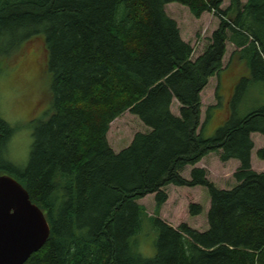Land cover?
Instances as JSON below:
<instances>
[{"label": "trees", "instance_id": "trees-1", "mask_svg": "<svg viewBox=\"0 0 264 264\" xmlns=\"http://www.w3.org/2000/svg\"><path fill=\"white\" fill-rule=\"evenodd\" d=\"M171 3L197 19L204 13L219 19L198 57L165 12ZM222 3L0 0V59L40 38L50 81L51 111L34 124L24 167L3 158L15 130L0 120V176L20 182L50 227L24 264H264V172L251 168V135L264 137V105L243 117L233 110L213 137L201 129V93L221 73L228 43L241 49L229 64L243 59L249 69L233 100L251 83H264V0H229L225 10ZM126 111L147 131L116 153L106 135ZM211 153L238 163L231 188H217L194 168ZM259 154L264 159V150ZM169 185L206 190L207 229L172 228L153 217L155 255L142 259L134 243L146 216L139 200L155 195L157 214Z\"/></svg>", "mask_w": 264, "mask_h": 264}, {"label": "rangeland", "instance_id": "rangeland-1", "mask_svg": "<svg viewBox=\"0 0 264 264\" xmlns=\"http://www.w3.org/2000/svg\"><path fill=\"white\" fill-rule=\"evenodd\" d=\"M243 4L247 0H240ZM229 0H223L221 8L227 9ZM165 12L171 17L183 33V40L189 43L195 50L192 58L198 57L207 44L205 41L211 37L212 22L219 19L212 13H204L199 21L190 11L177 3L166 5ZM202 31H205L202 33ZM212 32V33H211ZM230 47L226 48L223 66L227 64L230 56ZM6 57L0 60L4 64L0 71V120L5 122L15 132L6 140L1 148L2 156L15 166L24 167L27 162L30 147L32 144V130L34 124L47 119L50 111L49 76L46 71L45 53L40 38L28 41L26 44L20 43ZM232 68V67H231ZM229 71L221 80L218 87L217 109H207L215 104L212 93L215 81L211 78L206 88L201 93L202 111V136L204 138L213 137L216 131L223 125L220 124L222 116L227 107L229 111L235 110L238 116L243 117L249 109H255L264 105V83H251L243 95L233 100L234 94L230 96V76ZM179 104L173 100L171 111L178 115ZM208 117H207V116ZM227 120V119H226ZM205 122V123H204ZM225 123V122H224ZM147 128L129 111L118 116L109 125L107 132V142L114 152H120L128 147L133 137L137 133H144ZM251 139L254 147L251 152V168L256 172H264V159L260 158L259 151L264 150V137L259 134H252ZM204 169L207 179L217 188L229 189L235 182L233 174L238 168V163L234 160L222 162L218 153H211L204 157L194 168ZM192 167H188L182 176L188 179ZM13 176V175H11ZM14 177V176H13ZM167 199L156 214L155 195H148L139 200V204L144 208L146 216L141 220L140 232L135 238V250L142 259H151L155 255V243L157 231L152 224L151 218L161 219L172 228H177L181 224H186L193 230L204 232L207 229V212L210 201L205 189L201 187L186 188L169 185L164 189ZM198 205L202 212L199 215L192 214L191 206Z\"/></svg>", "mask_w": 264, "mask_h": 264}, {"label": "water", "instance_id": "water-1", "mask_svg": "<svg viewBox=\"0 0 264 264\" xmlns=\"http://www.w3.org/2000/svg\"><path fill=\"white\" fill-rule=\"evenodd\" d=\"M49 236L48 222L26 189L15 178L1 175L0 264H24Z\"/></svg>", "mask_w": 264, "mask_h": 264}, {"label": "crops", "instance_id": "crops-1", "mask_svg": "<svg viewBox=\"0 0 264 264\" xmlns=\"http://www.w3.org/2000/svg\"><path fill=\"white\" fill-rule=\"evenodd\" d=\"M197 21H199V19H195ZM213 25V29H212V32L213 31H216L217 28H218V25H219V21H215V22H212ZM205 32V31H202V33ZM211 32V33H212ZM181 37L183 39V33L181 31ZM210 38V37H209ZM209 38L207 39V41H205V43L207 42V44L209 43ZM184 40V39H183ZM185 41V40H184ZM207 44H205L203 50L205 49V47L207 46ZM229 47H230V55H232L234 52H239L241 49L239 48H236L234 46V44L232 43H228ZM228 47V46H227ZM202 50V52H203ZM202 54V53H201ZM231 56H229V59H230ZM229 59H228V62L226 65L223 66L222 68V71L221 73L216 77L214 78V81H215V87H214V90H213V93H212V96H213V99L215 101V104L214 105H211L212 109L213 108H216L217 109V100L220 98H218V87L221 86L222 82L221 80L223 79L224 76H226V74L231 71L232 73L228 74V75H232L230 76V85L228 87H230V96L228 98H226V104L228 106V100L230 99V97H232V95L234 94V88L235 86L237 85V83L243 78V77H248L249 76V69L248 67L246 66V62L243 60V59H239V60H235L232 64H229ZM232 67V68H231ZM221 78V79H220ZM211 81V79H210ZM212 81H213V78H212ZM220 100V99H219ZM211 109V110H212ZM228 110H226L225 114L222 116L221 120H220V124H224V122L226 121V119L228 118L229 114H230V111H229V107H227ZM256 109V108H255ZM210 110V111H211ZM254 109H249L248 113L253 111ZM247 113V114H248Z\"/></svg>", "mask_w": 264, "mask_h": 264}, {"label": "bare ground", "instance_id": "bare-ground-1", "mask_svg": "<svg viewBox=\"0 0 264 264\" xmlns=\"http://www.w3.org/2000/svg\"><path fill=\"white\" fill-rule=\"evenodd\" d=\"M221 79V78H220ZM239 125V124H238ZM240 126V125H239Z\"/></svg>", "mask_w": 264, "mask_h": 264}]
</instances>
